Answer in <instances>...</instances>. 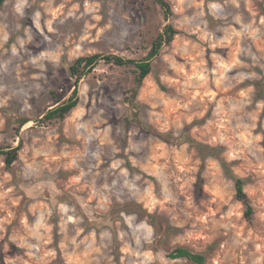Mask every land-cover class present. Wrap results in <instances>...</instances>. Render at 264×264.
I'll return each instance as SVG.
<instances>
[{"label":"rangeland","instance_id":"1","mask_svg":"<svg viewBox=\"0 0 264 264\" xmlns=\"http://www.w3.org/2000/svg\"><path fill=\"white\" fill-rule=\"evenodd\" d=\"M166 1L168 19L151 0L0 6V147L22 143L12 167L0 157V264H190L176 247L264 264V0ZM166 25L178 34L135 95L131 66L100 63L64 120L38 122L72 95L75 59H142ZM185 137L221 147L251 221Z\"/></svg>","mask_w":264,"mask_h":264},{"label":"trees","instance_id":"2","mask_svg":"<svg viewBox=\"0 0 264 264\" xmlns=\"http://www.w3.org/2000/svg\"><path fill=\"white\" fill-rule=\"evenodd\" d=\"M6 0H0V6ZM149 1V0H141ZM154 4L159 6L161 9L164 18L168 19L172 16L171 5L166 0H151ZM178 34L176 29L172 25H166L161 33H159L155 39L152 41L151 46L146 54V56L139 60H129L124 59L119 56L114 55H105L101 53H96L93 55L81 56L75 59L71 64L67 66V72L69 77L74 80V90L72 95L63 103L59 105H54L53 108L47 110L39 123H51L54 121L64 120L78 105L77 97V84L87 74L91 73L100 63L104 64H113L116 66H131L134 69V79H135V88L134 95L137 90L141 88L145 78L151 74L153 68L154 60L159 56L161 50L164 47L170 46L173 42L174 37ZM256 86H260L261 91L264 93V79L261 82H257ZM263 98V97H261ZM29 120L22 119L19 123V128L28 123ZM192 147L195 148L196 152L200 155V159L205 161L208 158H213L217 160L226 175H228L234 185L235 198L238 202H241L244 207V218L247 221H251L254 209L250 203V200L245 192V182L246 180L240 177L235 176L230 168L228 167L227 162L222 157L223 150L219 146H211L204 143L196 142L188 137L184 138ZM22 143L20 142L17 146L11 147H0V157L3 158L4 163L7 168L12 167L19 158V151L21 149ZM201 178L198 179L196 183V189L199 187ZM197 191V190H196ZM167 258L172 261L184 260L190 264H205L207 259L206 252H195L186 247H176L167 254Z\"/></svg>","mask_w":264,"mask_h":264}]
</instances>
